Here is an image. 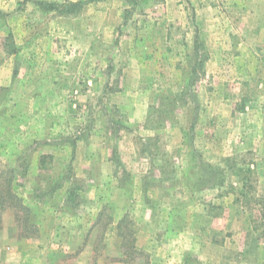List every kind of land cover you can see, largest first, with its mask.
Returning a JSON list of instances; mask_svg holds the SVG:
<instances>
[{"label": "rangeland", "instance_id": "rangeland-1", "mask_svg": "<svg viewBox=\"0 0 264 264\" xmlns=\"http://www.w3.org/2000/svg\"><path fill=\"white\" fill-rule=\"evenodd\" d=\"M36 1L0 0V264H264V0Z\"/></svg>", "mask_w": 264, "mask_h": 264}, {"label": "trees", "instance_id": "trees-1", "mask_svg": "<svg viewBox=\"0 0 264 264\" xmlns=\"http://www.w3.org/2000/svg\"><path fill=\"white\" fill-rule=\"evenodd\" d=\"M39 8L45 11H55L59 15H75L79 12L82 11L85 1L80 0V1H67L64 3H59L56 1H46V0H39L35 2ZM4 172L6 175L9 176V174H12L13 170L9 169L7 171H1L0 177L4 176ZM8 178V177H7ZM6 178L4 184H3V189L0 190V203H9V208L13 207L15 211H23L25 213V220L27 223L28 217L30 215V208L24 204L22 199L19 197L15 191L12 189V181L13 178L12 176L9 177L8 179ZM78 196L76 193V188L72 189L69 192V195L67 199L72 200L74 197ZM24 220V221H25ZM29 224V223H28ZM32 224L25 226L26 231L30 233L32 231ZM117 233L118 235L123 239V245L127 244L128 242L129 248L127 250H137L134 245L135 237H134V231L131 227H129L128 220H127V215H125L122 219H120L118 225L116 226ZM28 236V234L26 235ZM137 254L144 255L141 251H138ZM145 264H148V256L145 257ZM132 259V258H131Z\"/></svg>", "mask_w": 264, "mask_h": 264}, {"label": "crops", "instance_id": "crops-1", "mask_svg": "<svg viewBox=\"0 0 264 264\" xmlns=\"http://www.w3.org/2000/svg\"><path fill=\"white\" fill-rule=\"evenodd\" d=\"M174 0H168V4H172ZM184 3V1H182Z\"/></svg>", "mask_w": 264, "mask_h": 264}]
</instances>
